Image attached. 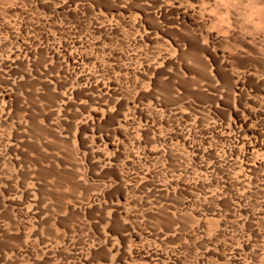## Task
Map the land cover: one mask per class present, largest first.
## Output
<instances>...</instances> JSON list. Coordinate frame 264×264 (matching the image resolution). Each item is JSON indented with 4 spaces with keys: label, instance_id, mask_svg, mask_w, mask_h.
<instances>
[{
    "label": "rangeland",
    "instance_id": "obj_1",
    "mask_svg": "<svg viewBox=\"0 0 264 264\" xmlns=\"http://www.w3.org/2000/svg\"><path fill=\"white\" fill-rule=\"evenodd\" d=\"M264 0H0V264H264Z\"/></svg>",
    "mask_w": 264,
    "mask_h": 264
},
{
    "label": "clouds",
    "instance_id": "obj_2",
    "mask_svg": "<svg viewBox=\"0 0 264 264\" xmlns=\"http://www.w3.org/2000/svg\"><path fill=\"white\" fill-rule=\"evenodd\" d=\"M256 27L260 28V27H264V25H256Z\"/></svg>",
    "mask_w": 264,
    "mask_h": 264
}]
</instances>
